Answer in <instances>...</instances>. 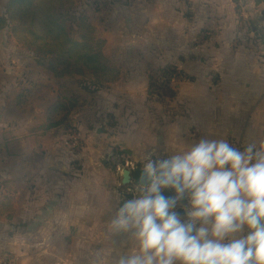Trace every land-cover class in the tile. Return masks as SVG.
I'll use <instances>...</instances> for the list:
<instances>
[{
  "label": "crops",
  "instance_id": "0c3cea01",
  "mask_svg": "<svg viewBox=\"0 0 264 264\" xmlns=\"http://www.w3.org/2000/svg\"><path fill=\"white\" fill-rule=\"evenodd\" d=\"M6 1L0 0V14ZM240 6L238 12L234 0H137L124 6L113 2L98 12L80 11L89 18L92 35L105 42L106 61L121 69V80L111 85L113 98L144 96L149 66L177 65L193 78L180 84L171 104L178 121L157 128L148 112L145 121L150 119L152 128L140 133L142 140L130 139L122 147L132 152L134 163L170 159L202 138L227 140L233 135L264 144V2L240 0ZM205 32L210 37L202 40ZM1 34L5 48L9 38L20 47L8 29ZM139 80L143 85L138 89ZM125 82L130 85L114 91ZM17 93L12 88L0 93V201L13 197L15 205L12 219L0 216V250L16 255V263L10 264H118L138 251L134 231L112 226L120 202L106 170L94 166L90 129L83 124L87 148L76 155L66 147L72 136L68 123L48 130L47 117L44 122L32 118L21 128L15 119L23 112L15 103ZM54 97L56 101L57 93ZM29 127L35 128L31 134ZM18 128L27 134L12 135ZM28 135L38 144L29 146L27 139L24 150L9 151ZM76 157L84 160L81 173L72 171ZM248 231L245 226L231 238Z\"/></svg>",
  "mask_w": 264,
  "mask_h": 264
},
{
  "label": "clouds",
  "instance_id": "9594fccd",
  "mask_svg": "<svg viewBox=\"0 0 264 264\" xmlns=\"http://www.w3.org/2000/svg\"><path fill=\"white\" fill-rule=\"evenodd\" d=\"M142 175L151 184L112 220L114 230H132L139 241L118 264H264V144L202 138L170 159H149ZM162 189L176 197L166 199ZM185 193L188 223L173 211ZM245 226L246 236L231 238Z\"/></svg>",
  "mask_w": 264,
  "mask_h": 264
},
{
  "label": "rangeland",
  "instance_id": "374dc122",
  "mask_svg": "<svg viewBox=\"0 0 264 264\" xmlns=\"http://www.w3.org/2000/svg\"><path fill=\"white\" fill-rule=\"evenodd\" d=\"M132 1L135 3L137 0H65L66 10L75 18V21L68 23L72 36L79 42L87 43L95 51L102 53L104 56L103 50L105 42L99 39V37H94L92 35L93 32L89 26V18L80 11L84 10V12H88L91 10L92 12H98L113 2L118 4L121 3V6H124L129 5ZM6 2H8V0ZM87 7H89V9H87ZM80 13L81 16L78 15ZM8 30L12 34L10 28H8ZM206 32L208 33L211 31L206 29ZM206 32L199 36L200 38L203 36L202 40L210 37ZM239 40L236 39L234 43L236 42L239 44ZM7 42V47L5 48L4 39L1 34L0 93L11 91V88L12 90H17L18 93L15 98V103L23 112L21 114L18 113L15 119L18 123L23 124L21 128L29 123L32 118H35L36 122H44L47 117L48 126V110L59 98V85L63 84L68 86L71 92L79 99V106L73 111L72 115L74 118H72L71 115L68 121L69 127L66 131L70 136L76 134L79 147H74L73 144L76 140L72 138L67 139L66 147H71L70 151L76 155L80 154L78 150L83 152L84 148H87V141L82 137V126L84 124V129H86V127L90 129L92 133L91 139L94 140L90 145L94 166L106 170L110 178V189L115 192L116 203L118 204L121 200L126 201V198L123 197L124 192L142 196L144 194L143 189L137 188L134 185L124 186L122 184L120 168H122L123 165V157L125 156V160L130 161V167L137 164V162H133L131 156L124 153L122 147L127 148V143L130 139L135 141L142 140L140 138V133L143 130L152 128L153 123H150V119L149 122L145 121L148 117V112L156 122L155 125L157 128L158 126L164 128L178 121V116H168L164 111L165 108L163 105L156 101L157 97L154 95L153 98H150V95H148L149 87L144 96H138V94H136L133 98L130 96L128 98L120 96L116 99L112 97V94L116 93L111 91V85L102 91H93L94 88L92 84L95 80L94 75L89 73L80 75L76 73L71 66L70 70L66 71L58 80L55 78L56 76L53 73L54 70L61 71L64 70L65 67L61 65L59 61H56L55 58L37 56L34 49H26L20 44L19 47L15 45L14 41L10 40V38ZM104 62L110 66L117 67L108 63L106 59ZM167 66H171V64ZM46 72L50 75V78L46 76ZM3 81L4 83H2ZM127 85L130 84L128 82L121 83V86L119 85L114 91H118L120 87H126ZM142 85V81L139 80L135 86L139 89V86L141 87ZM84 87H90L91 90L87 91ZM55 93H57L56 101L54 97ZM8 101L11 104L14 103L7 99V102ZM47 106L49 107L44 113L43 110ZM144 106H146L148 111L144 109ZM39 109L43 111V113H37ZM78 114H80V116L76 118ZM21 128L13 131L12 135L25 136L27 132L25 129ZM29 128L28 134H31L32 130L35 128ZM150 130L149 139L152 141L154 140V138H152L154 131H152L153 129ZM155 133L159 135L160 131H155ZM27 139H29L30 142L29 146L38 144L37 141L32 139L31 135H28L27 138L16 141V143L9 148V151L21 152L24 150L22 148ZM147 162L148 159L141 163L145 165ZM124 164L127 166L126 162H124ZM71 167L73 172H83L85 170L84 160L82 158L78 160L76 157ZM185 207L188 212L192 210L191 204ZM9 254L12 256V253L9 252ZM14 256L16 255L13 253V262L16 263L18 258H14Z\"/></svg>",
  "mask_w": 264,
  "mask_h": 264
},
{
  "label": "trees",
  "instance_id": "16d2710c",
  "mask_svg": "<svg viewBox=\"0 0 264 264\" xmlns=\"http://www.w3.org/2000/svg\"><path fill=\"white\" fill-rule=\"evenodd\" d=\"M264 0H256L257 4ZM239 12L240 0H234ZM65 0H8L5 11L0 14V30L10 28L17 42L26 49H34L40 57H53L65 68L54 70L55 78L60 79L71 66L75 72L95 76L94 92L104 90L121 79L117 67L104 62L102 53L95 51L85 42L77 41L71 34L68 23L75 21L66 10ZM149 79L148 95L163 105L168 116H176L171 107L179 96L182 82L193 81L177 65L147 69ZM90 91V87H84ZM59 98L48 110V130L65 126L73 111L79 106V99L66 85H59ZM152 100V99H151ZM15 211L14 198L0 201V216L12 219Z\"/></svg>",
  "mask_w": 264,
  "mask_h": 264
},
{
  "label": "water",
  "instance_id": "95a60500",
  "mask_svg": "<svg viewBox=\"0 0 264 264\" xmlns=\"http://www.w3.org/2000/svg\"><path fill=\"white\" fill-rule=\"evenodd\" d=\"M124 153L128 154L129 156L132 155V152H130L128 150H124ZM124 162H126L127 166H125ZM139 165L136 164L135 166L130 167L129 161H123L122 168H120L121 175H122V184L124 186L134 185L137 188L143 189V191L145 192L147 185L151 184V180H145L143 178L142 169H143L144 165L143 164H141L140 166ZM172 193H175V192H174V190H171V189L163 190L161 192V194L166 199L173 198ZM140 197H141V195L136 196L133 193L125 195L126 200L133 199V198H140ZM124 202L121 203L120 207L122 206V204ZM187 213L188 212L185 208L179 209L177 211V214L180 216V218L186 217Z\"/></svg>",
  "mask_w": 264,
  "mask_h": 264
},
{
  "label": "built area",
  "instance_id": "2783aa9c",
  "mask_svg": "<svg viewBox=\"0 0 264 264\" xmlns=\"http://www.w3.org/2000/svg\"><path fill=\"white\" fill-rule=\"evenodd\" d=\"M71 138L76 140L75 143L73 144L74 147H79L78 138H77L76 134L72 135ZM227 140L233 146L238 147V148L243 147V146H247L249 144H253V145H256L257 147H259V145L257 143H255L254 141L248 140V139L243 138V137H237V136L230 135L227 138ZM186 223H188V222H186ZM12 256L9 253L0 250V264L12 263L14 261Z\"/></svg>",
  "mask_w": 264,
  "mask_h": 264
},
{
  "label": "flooded vegetation",
  "instance_id": "af4514ba",
  "mask_svg": "<svg viewBox=\"0 0 264 264\" xmlns=\"http://www.w3.org/2000/svg\"><path fill=\"white\" fill-rule=\"evenodd\" d=\"M114 156H115V154H114ZM124 161H125V160H124ZM152 161L155 162V161H157V160L153 159ZM139 166H140V165H139ZM163 190H167V189H162L161 192H162ZM144 193H145V192H144ZM123 194H124L123 197L125 198V195H126L127 193L124 192ZM172 196H173V198H175V197H176V193H172ZM122 202H124V200H121L120 205H121ZM189 204H190L189 194L185 193V195H184L183 197L176 199L175 208L173 209V211L177 212L179 209H182V208H185V209H186L185 206H187V205H189ZM186 210H187V209H186ZM187 212H188V211H187ZM187 218H188V216H186V217H184V218H181V220H182L183 222H185V223H186V222H190L189 220H187Z\"/></svg>",
  "mask_w": 264,
  "mask_h": 264
}]
</instances>
